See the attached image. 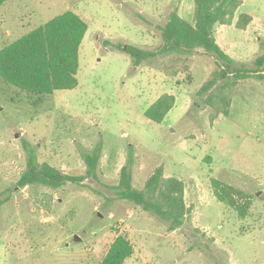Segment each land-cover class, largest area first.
Wrapping results in <instances>:
<instances>
[{"label":"rangeland","instance_id":"rangeland-1","mask_svg":"<svg viewBox=\"0 0 264 264\" xmlns=\"http://www.w3.org/2000/svg\"><path fill=\"white\" fill-rule=\"evenodd\" d=\"M68 9L88 25L77 86L37 96L0 78V264H99L118 233L134 248L124 264H264V77L224 88V115L215 97L222 81L212 103L197 95L217 69L201 48L131 62L123 47L159 48V26L172 10L193 22V0H6L0 49ZM241 13L252 18L243 29L236 27ZM214 37L235 65L256 70L264 0H242ZM258 69L264 75V63ZM164 94L174 103L157 123L144 111ZM26 145L39 163L70 174H85L80 152L101 145L96 177L19 186ZM130 155L134 188L159 166L163 177L183 182L179 227L111 188ZM212 178L245 191L246 216L214 196Z\"/></svg>","mask_w":264,"mask_h":264},{"label":"trees","instance_id":"trees-1","mask_svg":"<svg viewBox=\"0 0 264 264\" xmlns=\"http://www.w3.org/2000/svg\"><path fill=\"white\" fill-rule=\"evenodd\" d=\"M6 0H0V7ZM193 22L182 18L177 10H172L167 21L159 26L162 44L156 50H148L135 45H128L125 52L131 62L138 66L143 60L164 53H190L201 48L216 58L217 69L198 89L197 95L205 104L212 103L213 90L219 81L215 97L223 105L224 115L229 113L230 100L223 89L240 79L256 76L264 63V55L255 59L256 70H250L234 64L233 59L219 46L214 37L216 24H227L241 5L242 0H193ZM252 20L251 16L241 13L236 27L245 28ZM87 22L73 10H66L45 23L21 35L16 40L0 49V78L22 91L42 96L55 90L72 89L77 86L79 68V48L87 31ZM205 97V98H204ZM174 96L164 94L153 102L145 111L148 119L160 123L173 106ZM26 167L19 179V186L42 184L59 188L66 183L80 184L88 176L96 177V168L100 158L101 145L90 152H80L85 163V174L65 173L54 166L39 163L35 152L27 145ZM133 157L120 169L119 182L112 189L121 199L140 205L145 211L157 214L170 222V229L179 227L187 208L183 201V182L174 177H163L162 166L157 167L146 180L141 189L132 185L131 167ZM211 186L214 196L224 204L235 209L240 217L246 216L251 204L244 190L235 188L223 181L212 178ZM134 253L130 240L121 233L113 238L99 264H124Z\"/></svg>","mask_w":264,"mask_h":264},{"label":"water","instance_id":"water-1","mask_svg":"<svg viewBox=\"0 0 264 264\" xmlns=\"http://www.w3.org/2000/svg\"><path fill=\"white\" fill-rule=\"evenodd\" d=\"M123 49L125 50L126 49V46L123 47ZM259 194V192H257V195Z\"/></svg>","mask_w":264,"mask_h":264}]
</instances>
